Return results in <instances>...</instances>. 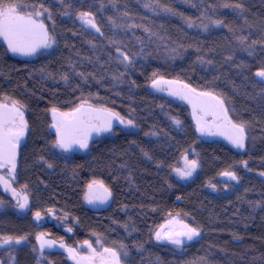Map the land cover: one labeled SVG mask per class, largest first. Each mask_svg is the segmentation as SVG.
Returning a JSON list of instances; mask_svg holds the SVG:
<instances>
[{"label":"trees","instance_id":"16d2710c","mask_svg":"<svg viewBox=\"0 0 264 264\" xmlns=\"http://www.w3.org/2000/svg\"><path fill=\"white\" fill-rule=\"evenodd\" d=\"M26 1L50 7L55 47L28 62L0 46V101L18 102L30 125L18 172L29 212L0 190V237L27 239L0 247V264H73L60 249L41 254L40 233L69 247L113 249L120 264H264V81L255 75L264 69V0ZM79 11L92 12L103 35L82 24ZM154 80L223 100L229 118L245 125L244 149L203 141L189 103L152 90ZM80 103L116 111L135 127L85 155H61L47 133L49 113ZM185 153L198 167L182 179L174 168L184 167ZM224 171L239 182L223 179ZM93 180L112 193L99 211L85 199ZM36 212L65 228L37 224ZM169 214L197 227L198 239L181 250L157 244L154 231Z\"/></svg>","mask_w":264,"mask_h":264},{"label":"snow or ice","instance_id":"6c2138e0","mask_svg":"<svg viewBox=\"0 0 264 264\" xmlns=\"http://www.w3.org/2000/svg\"><path fill=\"white\" fill-rule=\"evenodd\" d=\"M63 2V0H62ZM30 7L22 3V0H0V37L7 42L8 48L13 53H20L23 55H31L40 47H50L54 41L49 36L47 29L44 24L35 17H39L43 13L39 10L31 12H24L25 8ZM43 7V6H41ZM225 8H235L241 9L243 6L241 4H227L223 5ZM47 11V9H44ZM165 11H171V9H165ZM127 15V13H125ZM77 19L82 22V24L88 26L89 28L95 29L96 32H101L100 27H98L95 22V17L90 11H79L77 14ZM115 23V21H112ZM213 23L217 26H224L223 20H214ZM189 26H192V22H189ZM147 31V29H145ZM240 43L245 44L246 38L240 37ZM256 42L254 41L253 44ZM252 54L251 52L249 53ZM123 59L121 62L127 61L129 64L132 63V60L127 56L121 53ZM155 75V74H154ZM255 75L260 77L264 81V69L256 71ZM66 80L67 77H64ZM173 84L176 81H162L154 80L152 87L156 88L160 83ZM184 88L188 89V93H194L197 97H211L213 100H217L219 106V113L213 112L214 115H217V118H222L225 123L228 125L229 130L227 132H213L211 131V126L201 122L200 118H197V127L202 135H224L226 139L229 140L233 146L239 149L245 147L246 132L245 125L243 123L237 124L233 123L227 114V109L224 108L223 100H218L211 92H199L197 93L195 89L188 88L187 85H184ZM170 95H180L181 99L188 100L189 103H193V99L188 94H182L180 92L172 91ZM18 102L13 101L9 107L7 104H0V168L8 167L11 174V179H15V169H16V149L19 146L20 140L23 138L26 130L27 123L24 120V113L21 110V107L17 106ZM215 110V105L212 106ZM196 105L193 103L194 115H195ZM97 113L103 114L102 116H97L100 120L99 124H90L89 121L82 119L77 116V113ZM53 119L57 122L52 125L55 128L57 133V140L55 146L61 148L64 151H70L74 145H78L82 149L88 147V140L90 138L91 132L95 131L97 133L111 131L112 130V121L113 119L118 120L121 124L126 126L135 127L132 120H125L118 113L111 112L108 109L92 108L91 105H88L85 109V105L81 104L78 108L75 109L73 113H57L55 108L52 109ZM207 114V113H206ZM222 114V116H221ZM62 117L63 119H57V116ZM177 125L180 124L179 120H176ZM217 127H222V125H217ZM147 155V153H145ZM150 158V157H149ZM184 161V167L174 168L176 174L182 178L187 179L192 176L198 167L197 160H189L187 154L185 153L182 157ZM244 167L247 168V161H243ZM51 167V165H49ZM222 176L227 177L229 180L239 182V177L234 171H224L221 173ZM264 176V172L260 173ZM0 182L5 183L6 188L10 187L8 182L4 177L0 176ZM214 187V185H209ZM26 187V186H25ZM88 194L85 199L90 204L106 203L107 200L111 197V191L105 187L103 181L93 180L88 185ZM12 194L14 197H19L17 199V206L21 209H24L28 205L27 195H21L16 192L15 189H12ZM51 211V210H49ZM171 217V214H169ZM37 220L41 218L40 212L35 213ZM71 231V229H68ZM200 230L197 227H192L186 223H183L177 219H169L165 224L159 226V229L155 231L154 236L157 241H167L170 244L176 245L178 248L182 247L185 244V241H192L195 237L200 236ZM45 233H40L36 236L37 241L39 242V252L43 254L45 248H51L54 246L55 241L46 240L44 238ZM27 237H0V247L4 245L12 244H21ZM85 244L89 249H92V245L85 241ZM60 247L63 248L65 245L60 244ZM36 249H34L35 251ZM69 254L75 258L74 250L69 248L67 249ZM92 257H81V259H94L95 258V249H92ZM105 254H108L105 256ZM126 255V253H125ZM100 258L103 261V264H120V257L116 251L110 248H104L103 252L100 254Z\"/></svg>","mask_w":264,"mask_h":264},{"label":"rangeland","instance_id":"374dc122","mask_svg":"<svg viewBox=\"0 0 264 264\" xmlns=\"http://www.w3.org/2000/svg\"><path fill=\"white\" fill-rule=\"evenodd\" d=\"M22 3L25 4V5H29L30 6V7L24 9L25 13L33 11V8L35 10H39V11H41L43 13L39 17H35L34 16V18L37 19L38 21L42 22L47 27L48 34L52 38V40L54 41L53 35L50 33L49 27H48V22H49L50 17H51V9H50V7L47 6L46 4H43V3L28 2L26 0H22ZM41 6H43V7H41ZM44 9H47V11H44ZM86 27H88V26H86ZM90 29H92V28H90ZM93 30H95V29H93ZM0 44L2 46H4V48L6 49L7 55H8V53L13 55L11 50L8 48L7 43L3 39V37H0ZM54 47H55V41H54V43L51 44L50 47H47V48L40 47V48H38L33 54L26 56L25 59H23L22 61H28L29 62V61L37 59V58H39L41 56H44V55L50 53L54 49ZM162 81H170V80H162ZM157 87H158V90H159L158 92L159 93H162L164 96L170 97L174 101H179V100H181V98L178 95H170L169 93L172 92V91H176L177 89H186V88H184V85L182 83H178V82L173 83V84H168V83H163L162 82L159 85H157ZM157 87L156 88L151 87V89L152 90H155V89L157 90ZM197 93H199V92H197ZM189 94L192 95L193 103L195 105H197L200 101L204 100V101L209 102V104L211 106L215 105L216 107H215L214 111L219 113V106L217 104V100H213L211 97H197L194 93H189ZM12 102L13 101H9V100H1L0 101L1 104H7L9 107L11 106ZM193 103H191L189 105V108L191 109V119H192V121L195 124V130H196L197 134L200 136V138L203 141L214 142V143H224V144H227V145L233 147L234 149H236L238 151H241V150L244 149V148L243 149H239V148H236L235 146H233V144H231L229 142V140L225 138L224 135H219V134H217V135H207V134L202 135L201 132L198 130V127H197V118H200L201 122L206 124L207 126H211V131H213V132H221V131L227 129L228 125L225 123V121L222 118H217V115H214L213 113L208 118H204L202 110L199 111V110L195 109V115H194ZM81 104L85 105V109H87L88 105H91L89 103H80V104L70 108L69 110H66V111L57 110V112L58 113H73L75 111V109L78 108ZM17 106L21 107V110L24 113V120L26 121L27 126H28L24 135L25 136L27 135V139H28L29 133H30V125H29L28 120H27V113H26L25 108H23V106H21L20 104H18ZM91 106H92V108H95V109L103 108V107H98V106H95V105H91ZM108 110H110V109H108ZM110 111L114 112V113H118V112L113 111V110H110ZM221 116H222V114H221ZM49 118H50V120H49V123L47 124L48 136H51L53 138V142H52L53 148L58 153H60L61 155H64V156L85 155V154H87L89 152V150L94 145V143L99 142V141L103 140L104 138L113 135L115 133V131H117V130H125L126 131V130H130L132 128L130 126H126L125 124H121L117 120V123L112 125V130L111 131H105V132L99 133L97 135L90 136V138L88 140V147L86 149H82L78 145H74L70 151H64L61 148H58V147L55 146V142H56L58 137H57L56 130H55V128L52 127V125L54 123H56L57 121L53 119L52 112L49 113ZM124 119L127 121L126 118H124ZM229 119L231 120V118H229ZM217 125H222V127L218 128ZM25 143L26 142H24L23 145H25ZM18 169H19V162L16 161V169H15V173H14L15 179L13 180V179H11V174L9 172V168L8 167L0 168V176L4 177L5 180L8 182V185H10V187L6 188L5 183L0 182V190H1V192H3L5 195L9 196L12 199V202H13L16 210L19 213L26 214L30 210V199H29L28 195L26 194L25 190L18 184ZM195 174H196V171L192 174V176H194ZM262 177L264 178V176H262ZM12 189H15L16 192L20 193L21 195H27V197H28V205H27L26 208L21 209V208H19L17 206V199L19 197H14L13 196ZM86 203L90 206V203H88L87 200H86ZM95 211H99V210H95ZM34 218H35V221L37 222V224H39V225H43V224H46V223H49V222H56L58 225H60V226H62L64 228L66 226V225H64L65 223L62 220L57 219V217H55L54 214L41 215V218L39 220L36 219L35 214H34ZM170 218L171 219H177V220L182 221L183 223H186L179 216L172 215L171 217L169 216L162 224H165ZM186 224H188V223H186ZM158 229H159V227L156 228V230H158ZM155 231H154V233H155ZM44 238L46 240L55 241L54 239L50 238L46 234H45ZM196 239H198V237H195L192 241H187L186 240L185 244L182 247L178 248L176 245L170 244L167 241H157L155 239V236H154V240H155V242L157 244L167 245V246H169V247H171L173 249H176V250L183 249L185 246H188V245L192 244ZM61 243H63L65 245V247L61 248L60 247ZM38 245H39V242H38ZM69 248L74 250L75 258H73V256L69 254V252L67 250ZM57 249H60L61 252L65 253L67 255L68 259L73 264H103V261L100 258V254L103 252V248L101 246L92 245V249H95V253H96L94 259H81V257H92V255H93L92 249H89L85 243L84 244H78L75 247H69L67 244H65V242L55 241V244H54L53 247L45 248L44 250H57ZM107 255L108 254H105V256H107Z\"/></svg>","mask_w":264,"mask_h":264},{"label":"flooded vegetation","instance_id":"af4514ba","mask_svg":"<svg viewBox=\"0 0 264 264\" xmlns=\"http://www.w3.org/2000/svg\"><path fill=\"white\" fill-rule=\"evenodd\" d=\"M6 42V41H5ZM7 43V42H6ZM8 45V44H7ZM0 46H2L1 44H0ZM4 47V46H3ZM12 52V51H11ZM13 53V52H12ZM8 56L9 57H11V58H13L14 60H20V61H22L23 59H25V57L26 56H28V55H23V54H20V53H13V55H11V54H9L8 53ZM159 90H158V87H157V92H158ZM180 97V96H179ZM192 99H193V97H192ZM185 101H187L188 102V100H186V99H184ZM189 103V102H188ZM1 104V103H0ZM191 103H189V105H190ZM99 114H97V113H87V112H83V113H78L77 114V116L78 117H81L82 119H84V120H86V121H89V123L90 124H99L100 123V120L97 118V116H98ZM53 116V115H52ZM100 116V115H99ZM100 133H102V132H100ZM97 134H99V133H97V132H95V131H92L91 132V135L90 136H92V135H97ZM24 142H27V135L25 136H23V138L20 140V142H19V146H18V148L16 149V161H18L19 162V168H20V160H21V152H22V149H23V147H24ZM26 144V143H25ZM18 172H19V169H18Z\"/></svg>","mask_w":264,"mask_h":264},{"label":"water","instance_id":"95a60500","mask_svg":"<svg viewBox=\"0 0 264 264\" xmlns=\"http://www.w3.org/2000/svg\"><path fill=\"white\" fill-rule=\"evenodd\" d=\"M44 26H45V25H44ZM45 28L47 29L46 26H45ZM47 32H48V30H47ZM176 92H180V93H182V94H188V95H190V96L192 97V95L188 93V90H187V89H177ZM178 96H180V95H178ZM195 109H196V110H199V111L202 110V113H203V117H204V118H208V117L214 112V109H213V107L209 104V102L204 101V100L200 101V102L196 105V108H195ZM57 113H58V112H57ZM206 113H207V114H206ZM58 114H59V113H58ZM52 115H53V114H52ZM99 115L102 116L103 114H99ZM57 119H62V118L58 115V116H57ZM116 123H117V120L113 119V121H112V125H113V124H116ZM228 130H229V128H227V129H225V130H223V131H221V132H227ZM223 179H226V177L223 176ZM110 201H111V197L107 200L106 203H99V202H97V203H95V204H90V207H91L92 209H94V210H101V209H103L104 207H106V206L110 203Z\"/></svg>","mask_w":264,"mask_h":264}]
</instances>
